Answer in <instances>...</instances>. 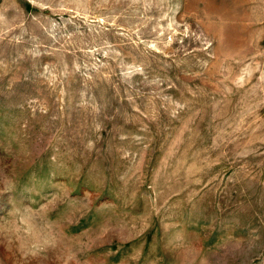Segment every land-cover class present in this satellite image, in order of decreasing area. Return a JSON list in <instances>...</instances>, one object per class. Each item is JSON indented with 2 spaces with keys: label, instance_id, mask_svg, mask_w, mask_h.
I'll use <instances>...</instances> for the list:
<instances>
[{
  "label": "rangeland",
  "instance_id": "1",
  "mask_svg": "<svg viewBox=\"0 0 264 264\" xmlns=\"http://www.w3.org/2000/svg\"><path fill=\"white\" fill-rule=\"evenodd\" d=\"M0 264H264V0H0Z\"/></svg>",
  "mask_w": 264,
  "mask_h": 264
}]
</instances>
